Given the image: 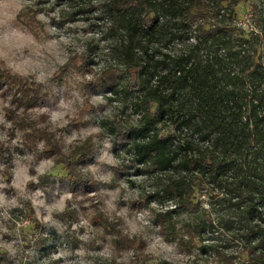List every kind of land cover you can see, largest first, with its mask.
Segmentation results:
<instances>
[{"label":"trees","instance_id":"obj_1","mask_svg":"<svg viewBox=\"0 0 264 264\" xmlns=\"http://www.w3.org/2000/svg\"><path fill=\"white\" fill-rule=\"evenodd\" d=\"M66 1L68 8L76 9L63 22L78 14L108 21L104 40L109 60L85 88L103 89L113 95H106L107 100L126 106L114 114L107 130L114 136L115 151L136 158L142 171L159 182L155 195L172 203L154 212L153 224L166 240L188 251L208 249L219 263L264 264L263 13L251 7L250 23L244 26L236 23L242 0ZM41 9L28 4L15 17L36 38L46 34ZM89 54L68 58L61 70L73 65L81 73L92 72ZM42 86L34 77L0 65V97L11 96L3 105L10 125L8 138L0 139V171L11 183L14 156L28 151L30 175L36 174L39 160H52L64 173L61 184L77 196L95 188L96 181H89L80 168L94 156L102 133L90 134L64 151L58 136L62 128L52 129L45 114L29 117L44 98ZM83 103L93 107L89 96ZM127 107L130 113L123 118L120 113ZM72 124L76 128L79 120ZM125 166L113 167L115 175ZM48 177L34 186L44 189ZM205 195L225 213L212 217L203 208ZM67 202L62 219L68 213L77 217L78 208ZM100 209L91 204V225L112 235L116 253L133 251L134 264H145L147 241L124 233L121 221ZM225 232L230 233L219 244H203L206 234ZM42 239L36 244L43 246ZM233 246L246 257L226 251ZM13 262L0 251V264Z\"/></svg>","mask_w":264,"mask_h":264},{"label":"rangeland","instance_id":"obj_2","mask_svg":"<svg viewBox=\"0 0 264 264\" xmlns=\"http://www.w3.org/2000/svg\"><path fill=\"white\" fill-rule=\"evenodd\" d=\"M35 3L42 7L39 17L47 24L46 34L41 38L28 33L15 20L26 5ZM253 6L264 15V0H242L238 6L242 12L236 21L238 25L250 23L249 10ZM75 9L76 6L68 8L66 0H0V65L15 74L34 77L43 85L44 98L29 111V117L35 119L45 114L52 129L62 128L58 136L66 152L88 135L102 133L96 138L98 148L94 156L80 168L89 181H96L95 188L89 187L77 196L61 184L64 173L52 160H39L36 174L30 175L28 151L14 156L11 183L0 171V251L12 258L13 264H134L137 257L133 251L116 253L110 241L112 235L91 225V204L96 203L104 215L121 221L124 233L147 241L149 260L145 264H222L208 249L196 246L188 251L166 240L153 224L154 212L172 203L155 195L159 182L142 171V164L136 158L115 151L114 136L107 130L114 114L126 106L118 100H107L106 95H113L105 94L103 89L88 92L85 88L109 60L104 40L108 21L95 16L88 20L78 14L74 20L63 22ZM93 21L96 24L92 25ZM85 53H90L92 72L81 73L73 65L61 70L68 58ZM86 96L93 107H85ZM10 97L9 94L0 97V139L9 135L6 127L10 124L4 118L3 105ZM128 113L127 107L120 115L125 118ZM76 119L79 125L75 128L72 121ZM104 122H107L105 126ZM124 163L127 166L116 176L113 167H122ZM46 174L49 177L45 178V188L34 186ZM202 199L203 208L207 207L215 219L225 213L220 203H211L206 195ZM67 201L71 202L70 207L78 208L77 217L68 213L62 219ZM227 233L230 232L206 234L203 244H219ZM42 236L43 246H39L36 242ZM226 251L238 253L239 258L246 257L237 246Z\"/></svg>","mask_w":264,"mask_h":264}]
</instances>
